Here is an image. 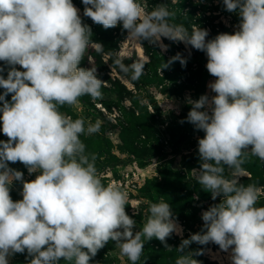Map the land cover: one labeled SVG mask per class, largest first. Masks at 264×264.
Instances as JSON below:
<instances>
[{"label": "clouds", "instance_id": "obj_1", "mask_svg": "<svg viewBox=\"0 0 264 264\" xmlns=\"http://www.w3.org/2000/svg\"><path fill=\"white\" fill-rule=\"evenodd\" d=\"M82 3L84 17L104 29L122 24L133 41L167 38L204 52L207 72L215 78L207 85L214 95L187 98L186 120L204 132L196 180L213 200H221L202 212L201 232L182 239L175 264H201L193 255L202 249L184 252L193 242L217 245L230 253L231 264H264V206H257L264 187L240 182L250 175L243 167L249 155L264 161V0H222L224 10L240 20L234 33L213 39L199 26L189 31L170 23L175 13L165 4L148 12L139 0ZM91 36L73 0H0V61L9 66L7 77L0 75V131L8 138L0 140V264L25 251L29 264H90L109 241L136 264L145 240L158 239L171 250L167 238L182 232L164 201L150 203L147 222L134 231L126 191L102 182L96 157L80 138L98 132L99 123L86 127L83 119L60 111L83 96L102 97L106 82L95 68L80 67L90 43L103 51ZM177 60L186 66L187 58L177 53L160 72ZM114 65L133 81L145 67L120 58ZM17 162L29 175L37 173L35 178L24 180L23 172L9 167ZM14 182L22 183V199L16 201L10 195Z\"/></svg>", "mask_w": 264, "mask_h": 264}, {"label": "rangeland", "instance_id": "obj_2", "mask_svg": "<svg viewBox=\"0 0 264 264\" xmlns=\"http://www.w3.org/2000/svg\"><path fill=\"white\" fill-rule=\"evenodd\" d=\"M139 2L145 8L144 0ZM195 2L205 5L209 9L206 17L213 18L214 24L224 26L227 33H234L237 29L239 16L225 11L220 0H195ZM205 23L209 24V20H205L201 26ZM206 29L210 34V29ZM117 54L120 58L131 57L135 61L147 60L141 44L129 39L128 34L122 41ZM82 67L93 68L92 59L89 58ZM159 74L164 77L161 85L154 83L139 91L129 82L121 79L133 94L132 97L121 98L116 92L105 91L99 99L93 100L90 96L80 98L77 105H67L68 111L61 112L72 119H83L86 127L88 123L93 125L99 123L98 132L82 135L80 138L86 145V152L95 155V166L102 182L105 185L119 186L126 191L128 201L125 210L136 221L134 231H138L147 222L150 203L164 201L170 204L173 216L182 232L181 234L174 232L167 243L179 256L180 253L176 251V248L181 244L182 239H188L191 234L201 232L204 224L201 218L202 212L221 200V197L213 200L211 193L204 191L196 180V170L200 168L198 139L203 138L204 132L196 130L186 120L191 110V105L186 102L187 98L196 100L204 94L214 95L207 85L215 78L209 74L208 81L202 90L195 88L180 90L179 86L182 83L186 84L184 78L173 82L164 76V72L161 71ZM104 82H106L104 86L110 88L109 82ZM130 111L134 112V117L145 120L148 124V134L136 139L135 146L150 150V155H133L121 140V129L129 118ZM181 121L184 122L181 123ZM7 139L0 131V140ZM243 166L250 174L247 177H250L253 171L256 176L253 182L259 184L258 187H264V161L249 155ZM9 167L23 172L24 180H32L37 175V173L29 175L27 168L19 162L9 163ZM225 176L230 178L227 168H225ZM21 192L22 183L14 182L10 188L13 201L22 199ZM257 206H264V196L260 198ZM160 243L155 238L150 241L145 240L143 253L136 264L143 257L149 256L151 246L158 248ZM207 245L203 252L205 258L218 264H231L229 252L221 251L213 243ZM184 252H192L191 244ZM30 260L25 251L10 257L9 264H29ZM90 264H131V262L126 256L121 255L115 242L109 241L98 251ZM157 264L165 263L157 262Z\"/></svg>", "mask_w": 264, "mask_h": 264}, {"label": "trees", "instance_id": "obj_3", "mask_svg": "<svg viewBox=\"0 0 264 264\" xmlns=\"http://www.w3.org/2000/svg\"><path fill=\"white\" fill-rule=\"evenodd\" d=\"M220 2L222 3V0H220ZM73 4L80 10L83 23L90 26L92 31V41L103 45V51L98 52L94 47L95 44L90 43V47H88L87 51L85 52L84 58L80 64V67H82L86 61H89V58L92 59L93 68H95L97 72V78L102 81H107L110 84V88L103 86L101 88V92L113 91L116 92L121 98H125L127 96L132 97L133 94H131V91L121 79L129 82L138 91L142 90L147 85L154 83L161 85L164 82V77H161L159 74L160 68L177 53H180L182 56L187 58L186 66L182 67L178 60L174 61L168 68L161 69V71L164 72V76L173 82H176L179 78H184L186 80V84L182 83L179 86L180 90H191L194 88L200 90L204 89V86L209 78V73L206 69L207 57L204 52L186 47L182 42L176 43L168 40L167 38H162L163 45H167L165 50L163 47H161L159 42L155 44H150L147 41L139 42L143 48V53L147 60L135 61V59L131 57L120 58L117 54V51L119 50L122 41L128 34L127 31L123 29L122 24H118L114 28L104 29L103 26L95 24L90 18L83 16V10L85 6L83 5L82 0H73ZM160 4H165L169 11L175 13L174 17L170 19V23L182 24L188 28L189 31H191V28L194 25H200L199 27L203 29H210V34L206 39H213L216 35L227 32L224 26H218L214 24L213 18H207L206 13L209 11V9L201 3H196L195 0H177L175 2L174 0H144L145 10L148 12L152 11L157 5ZM205 20H209V24L205 23L201 26V23H204ZM189 51L191 52L190 56ZM117 58L122 59L125 65H130L134 62L143 63L145 67L141 77L138 80L133 81L130 78V73L127 75L122 73L118 67L114 65V61ZM0 67L4 68V71L0 73V75H3L6 78L9 66L5 64V62L0 61ZM16 67L18 70H23L20 69L18 65ZM113 74H115V76H113ZM3 92L4 89L0 88V94H3ZM88 97L89 96H83L81 98ZM6 100H11V94L6 97ZM0 106H2V102H0ZM65 110L68 111L67 105L60 107V111ZM133 114L134 112L130 111V116L126 119V122L121 129V140L125 144V147L127 146L133 155H150V150H143L135 146V140L141 135H147L149 132V127L145 120H139L138 118L134 117ZM244 168L247 169L246 167ZM254 175V172L251 171V176L242 177L240 182L245 185L255 184L258 186L259 184L253 182L256 177ZM172 235L170 237H172ZM169 238H167V242ZM167 244L169 245V243ZM207 246L208 245H200L193 242L191 244V251L192 253H196L202 249L204 252ZM157 247L158 248H154V246H151L149 250V256L147 255L143 257L138 264H157V262L175 264V260L178 258L175 251H168L161 243L160 246ZM203 252L200 255H193V258L200 261L201 264H218L215 261L212 262L205 258L203 256ZM58 264L67 263L63 260H60Z\"/></svg>", "mask_w": 264, "mask_h": 264}, {"label": "bare ground", "instance_id": "obj_4", "mask_svg": "<svg viewBox=\"0 0 264 264\" xmlns=\"http://www.w3.org/2000/svg\"><path fill=\"white\" fill-rule=\"evenodd\" d=\"M140 50V49H139Z\"/></svg>", "mask_w": 264, "mask_h": 264}]
</instances>
